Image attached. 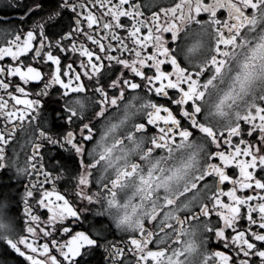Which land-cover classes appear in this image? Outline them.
<instances>
[{
    "label": "snow or ice",
    "instance_id": "snow-or-ice-1",
    "mask_svg": "<svg viewBox=\"0 0 264 264\" xmlns=\"http://www.w3.org/2000/svg\"><path fill=\"white\" fill-rule=\"evenodd\" d=\"M0 264H264V0H0Z\"/></svg>",
    "mask_w": 264,
    "mask_h": 264
},
{
    "label": "flooded vegetation",
    "instance_id": "flooded-vegetation-1",
    "mask_svg": "<svg viewBox=\"0 0 264 264\" xmlns=\"http://www.w3.org/2000/svg\"><path fill=\"white\" fill-rule=\"evenodd\" d=\"M15 2H16L17 4H20V3L25 2V0H15ZM12 14H15V13H12ZM229 171L231 172V169H229Z\"/></svg>",
    "mask_w": 264,
    "mask_h": 264
}]
</instances>
